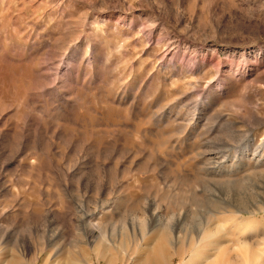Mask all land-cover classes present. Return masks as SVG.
Here are the masks:
<instances>
[{"label": "rangeland", "instance_id": "1", "mask_svg": "<svg viewBox=\"0 0 264 264\" xmlns=\"http://www.w3.org/2000/svg\"><path fill=\"white\" fill-rule=\"evenodd\" d=\"M261 206L264 0H0V261L189 264L253 208L261 264Z\"/></svg>", "mask_w": 264, "mask_h": 264}, {"label": "bare ground", "instance_id": "2", "mask_svg": "<svg viewBox=\"0 0 264 264\" xmlns=\"http://www.w3.org/2000/svg\"><path fill=\"white\" fill-rule=\"evenodd\" d=\"M260 208H264V206L259 207V209ZM251 209L249 208L243 212L244 214H246L245 217L236 215V212L227 213L226 219L228 221L227 223L228 224L227 226L228 234L222 233L218 236L217 235L212 236L216 232V229L218 228V226L217 228L216 226L215 227L213 226V228H208V229L202 228L198 230L197 232H192L190 234L191 236L189 235L190 237L189 236L187 237V240H192L191 243L193 244V247H192L193 253L189 257V264H256L254 262L253 257L250 258L249 256L246 255L244 251L246 245L244 244L241 238V234L244 233L245 231H247L248 233L252 231L253 226L247 225L246 223V221H248V218H249L248 215L250 214ZM259 220H264V216L260 217ZM87 231L88 230H85L84 232L87 233ZM168 233L169 231H166L167 235H169ZM263 233H264V230H263ZM0 236H3L2 232L0 233ZM167 239L168 240L166 242V245L168 246V248L167 247L165 248L168 249V252L159 250L154 254L151 251L148 253V255L146 254L145 257H142L141 259L142 264H165V261L169 262L170 257L174 255L173 247L169 243V242H172V236L169 235V238ZM0 240H1V237H0ZM10 247L12 248L17 247V249L21 251V249L23 248V244L21 241L15 238H12L10 240ZM88 251L92 254L94 262L98 259V260H102L104 263L108 261V258H111L110 255L104 254L103 251H106V248H105V245H103V243L96 242L95 244H92V246L90 247V249H88ZM205 252L207 253V255L206 257H203V253ZM105 256H107L108 258L106 259ZM5 262H6L5 260L4 261L1 260L0 264H5ZM8 264H11V263L8 262ZM261 264H264V261Z\"/></svg>", "mask_w": 264, "mask_h": 264}]
</instances>
